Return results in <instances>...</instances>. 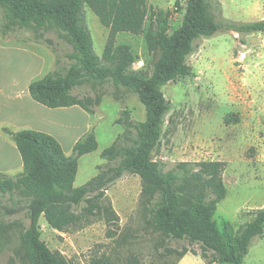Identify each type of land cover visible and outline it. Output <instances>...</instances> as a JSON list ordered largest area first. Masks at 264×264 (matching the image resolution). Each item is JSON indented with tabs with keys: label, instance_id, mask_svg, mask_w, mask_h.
<instances>
[{
	"label": "trees",
	"instance_id": "trees-1",
	"mask_svg": "<svg viewBox=\"0 0 264 264\" xmlns=\"http://www.w3.org/2000/svg\"><path fill=\"white\" fill-rule=\"evenodd\" d=\"M176 5L180 3L177 1ZM85 7L109 29L102 57L94 50ZM0 9L4 11L1 31L4 36L15 27L37 31L55 28L73 46L69 57L75 62L68 71L48 73L30 84L34 101L50 109L79 106L94 114L92 107L100 106L103 98L99 90L111 83L116 89L135 95L146 110V120L139 123L130 119L128 111L123 112L124 118L118 123L125 126L124 133L101 153L103 159L115 166L81 187L74 185L79 160L99 147L94 132L84 135L74 145L72 155L67 156L60 142L50 134L2 129L16 144L24 164V171L15 177L0 175V211L4 209L7 215L19 212L17 208L3 206L5 196L26 203L30 223L19 234L22 263L72 264L42 240L40 219L44 218L60 233L81 230L97 214L107 187L130 174L141 178L142 199L155 206L151 223L156 232L166 239L199 246L206 264H243L253 242L264 235V208L255 210L252 220L237 230L226 223L223 231L215 215L228 193L223 178L224 163H179L167 171L152 155L160 144L171 110L163 88L190 75L188 61L196 51V42L218 32H233L242 37L264 32V20L225 19L219 0H187L182 23L171 34L166 16L154 14L148 0H0ZM120 33L144 36L154 58L152 71L133 69L137 57L129 45L117 44ZM86 84L96 92L95 98L80 99L74 95L76 88ZM108 213L119 219L113 210ZM9 228L11 225L4 224L0 215V235ZM189 252L196 254L186 248L180 258ZM90 264L121 262L102 254L94 256ZM124 264L138 263L131 259Z\"/></svg>",
	"mask_w": 264,
	"mask_h": 264
},
{
	"label": "rangeland",
	"instance_id": "rangeland-1",
	"mask_svg": "<svg viewBox=\"0 0 264 264\" xmlns=\"http://www.w3.org/2000/svg\"><path fill=\"white\" fill-rule=\"evenodd\" d=\"M177 1L180 6L176 5ZM227 1L234 18L228 17L229 13H222L223 18L235 22L251 20L244 11H248L257 0ZM186 5L187 0H148V7L154 14L166 16L170 34L181 25ZM84 12L94 50L102 57L109 29L100 23L90 8L85 7ZM149 23L150 18L146 20V29ZM3 24L4 11L0 9V41L3 44L29 47L46 57L47 67L34 80L54 71L66 72L74 64L75 61L69 57L73 46L57 29L37 31L15 27L4 36L1 32ZM234 34L218 32L211 38L198 40L196 51L188 61L190 75L163 88L171 110L160 144L152 155L153 160L167 171L175 169L179 163H224L223 178L228 195L219 203L215 215L223 231L226 223L233 230L248 223L255 209H260L261 202H264V73L256 79L249 73L252 65L264 67V61L254 62L252 54L256 55V48L250 47L253 49L250 52L247 47H242L247 36L239 35L236 40ZM116 40L117 44L129 45L136 55L134 70L152 71L154 58L143 35L120 33ZM260 48V53L264 54V48ZM241 53L244 56L238 60ZM13 55L17 59L16 69L27 66L26 58ZM36 70V66L31 64V76ZM99 92L103 98L100 106L92 107L94 114L56 110L60 118L54 119L52 128L55 135L52 136L65 151L72 146L67 156L72 155L74 145L89 132L95 133L99 144L95 152L79 160L75 187L85 185L100 172L115 166V163L103 159L101 153L124 133L125 126L118 123L124 118V111L129 112L135 123L146 120L145 107L135 95L118 90L111 83L105 84ZM73 93L80 99L95 98L96 95L87 84L79 86ZM6 176L15 177L17 174ZM141 192V178L124 175L107 187L97 214L83 229L60 233L41 218V238L52 251L62 253L72 264H90L94 256L102 254L121 264L131 259H136L138 264H206L199 246L166 239L154 230L151 211L155 206L143 200ZM17 201L18 198L12 200L10 196L2 199L3 206L17 208L19 212L7 215L4 209L0 211L2 222L11 225L0 235V264H23L19 234L30 221L26 203ZM110 210L119 219L115 220L108 213ZM186 248L196 254L189 252L180 258V253ZM243 264H264V235L253 242Z\"/></svg>",
	"mask_w": 264,
	"mask_h": 264
},
{
	"label": "crops",
	"instance_id": "crops-1",
	"mask_svg": "<svg viewBox=\"0 0 264 264\" xmlns=\"http://www.w3.org/2000/svg\"><path fill=\"white\" fill-rule=\"evenodd\" d=\"M220 2L222 5V13L225 15L229 13L227 16L234 18V16H232L233 10L229 1L220 0ZM244 14H248L251 18L250 21L246 22L263 21L264 0H257L248 11H244ZM226 19L231 20L227 17ZM234 35L237 40L239 35ZM258 43L260 46H258ZM242 47H247L250 52H253V49L256 48V55L252 54V57L254 58L253 61L263 62L264 54H261L259 49L261 50L260 47L264 48V32H258L247 36L246 43L242 45ZM14 53L20 57L26 58L28 61L26 67L15 68L16 66H14V64L17 59H15V56L13 55ZM242 56H244V54L241 53L238 60H240ZM31 64L32 66L34 64L37 68L33 76H31ZM46 67L47 59L42 53L32 50L29 47L3 44L0 41V175L11 173L19 175L24 171V164L20 152L10 137L2 131L3 128H8L12 131L31 129L55 135L52 127L54 126V119L59 117L57 115V112L59 111L37 103L32 99L29 92L30 84L35 77L41 74L42 70H45ZM249 71L251 76L256 79L258 75H260V77L263 75L264 67L252 65ZM58 109L73 110L75 112L86 114V112L79 106ZM236 110L239 111V108L236 107ZM71 150L72 146L68 151L64 150V152L67 154ZM261 203H263V205L260 209L264 208V202Z\"/></svg>",
	"mask_w": 264,
	"mask_h": 264
}]
</instances>
